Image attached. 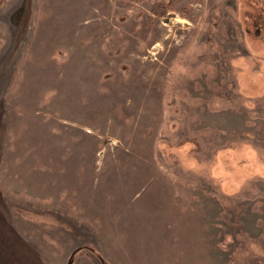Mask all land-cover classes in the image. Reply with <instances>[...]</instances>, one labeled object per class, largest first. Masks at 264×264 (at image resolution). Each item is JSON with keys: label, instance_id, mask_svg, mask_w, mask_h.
<instances>
[{"label": "rangeland", "instance_id": "rangeland-1", "mask_svg": "<svg viewBox=\"0 0 264 264\" xmlns=\"http://www.w3.org/2000/svg\"><path fill=\"white\" fill-rule=\"evenodd\" d=\"M0 264H264V0H0Z\"/></svg>", "mask_w": 264, "mask_h": 264}]
</instances>
